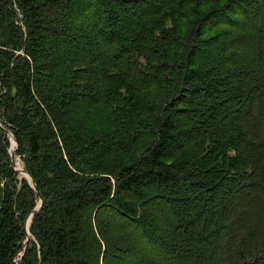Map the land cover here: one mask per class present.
I'll return each instance as SVG.
<instances>
[{"label":"trees","instance_id":"1","mask_svg":"<svg viewBox=\"0 0 264 264\" xmlns=\"http://www.w3.org/2000/svg\"><path fill=\"white\" fill-rule=\"evenodd\" d=\"M0 80V264H264V0H0Z\"/></svg>","mask_w":264,"mask_h":264},{"label":"rangeland","instance_id":"2","mask_svg":"<svg viewBox=\"0 0 264 264\" xmlns=\"http://www.w3.org/2000/svg\"><path fill=\"white\" fill-rule=\"evenodd\" d=\"M8 10V9H7ZM23 23H25L23 21ZM171 23L170 21H166V26H170ZM9 51L10 52H14V48L12 45H9ZM10 53V54H12ZM5 89L1 83V80H0V112L2 113V111H4V108L2 107L1 103H2V100L4 97H2V93H4ZM16 93V89H13L12 90V94H15ZM103 105L99 104V105H96L94 109H91L93 111H86L85 114H84V117L81 118V120L83 121H89V123H93V122H98L99 119H101L103 113L101 110H99V108H101ZM34 106H31V107H28L26 104L24 105L23 107V111H26V112H29L28 115L25 117L27 118L28 121H31L33 123H38L39 122V117H34L32 118V120H29L28 119V116L30 114H33L30 109H32ZM25 121V120H24ZM22 135H26V134H22ZM4 139V137H3ZM58 140V139H57ZM7 142V150L12 154V151H14L17 147V142H14L10 137L8 139ZM50 140L47 142L49 144ZM46 148L47 147H44L42 149V151H46ZM51 148V147H50ZM48 150V149H47ZM14 156V155H13ZM24 156H25V151H22L21 152V155L20 157L19 156H14L13 157V162H14V172L16 174V180L17 182L15 183L16 184V188H17V191L20 192L22 190L23 193H25V189L27 187V189L29 188L31 190V186L34 187L31 183V181H33L34 183V178H36L33 174H31L30 172H28L26 169L28 168L26 162H25V159H24ZM22 169H24L26 171V173H24V170L22 171ZM76 173V172H75ZM49 176L51 175V173H49ZM94 174H89V176H91ZM35 184V183H34ZM3 181H0V187H3ZM29 204L32 203V205L30 207H28L27 209H25L24 211V215L23 213L19 214L21 215V217H23V221H24V232L26 234V236L23 238L24 242L28 239V242H27V246L28 248H31L35 247L36 251H37V254H39V246H38V242L35 238L36 235H34L33 233V230H32V226L33 224L35 223L34 220H35V212H32V211H28L29 208H34L37 206L36 203H33V195H32V192L29 193ZM39 203V202H38ZM23 212V211H22ZM23 215V216H22ZM22 253V251L20 252ZM19 253V258L21 256V254ZM18 259V258H17ZM20 260V259H19Z\"/></svg>","mask_w":264,"mask_h":264},{"label":"water","instance_id":"3","mask_svg":"<svg viewBox=\"0 0 264 264\" xmlns=\"http://www.w3.org/2000/svg\"><path fill=\"white\" fill-rule=\"evenodd\" d=\"M5 131H6V133L8 134V136L14 141V142H16L15 141V139L13 138V136H12V134L10 133V131L8 130V129H4ZM11 158H12V165L14 166V162H13V151H12V154H11ZM24 169H22V171H23ZM24 173H26V171L24 170ZM31 183H32V185L35 187V184L33 183V181H31ZM39 198H40V201H39V203H38V206H36L35 207V209H33V211L32 212H37L39 209H40V206H41V195H40V193H39ZM27 242H28V239L23 243V249H25L26 248V246H27ZM23 254V253H22ZM22 254H21V256H20V258L22 257ZM20 258H18L17 259V261H19V259Z\"/></svg>","mask_w":264,"mask_h":264}]
</instances>
